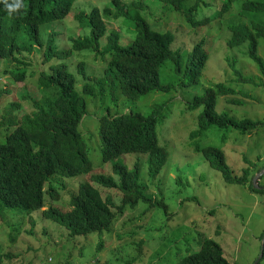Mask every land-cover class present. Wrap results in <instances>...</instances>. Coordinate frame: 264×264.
Here are the masks:
<instances>
[{"label":"rangeland","instance_id":"374dc122","mask_svg":"<svg viewBox=\"0 0 264 264\" xmlns=\"http://www.w3.org/2000/svg\"><path fill=\"white\" fill-rule=\"evenodd\" d=\"M222 1L201 0L198 17L209 16L212 21L202 28H188L182 24L178 12L161 1L125 0L128 5H139L130 16L138 14L153 30L173 32V49H182L184 55L189 53L196 41L206 39L209 55L206 69L197 84L181 86V78L175 74L172 62L166 61L160 69V80L162 84L174 85L175 88L170 92L150 93L137 100L121 98L117 105L109 99L85 98L87 113L79 130L88 151L92 172L64 178L67 191L63 200L57 203L67 210L69 195L75 193L79 184L88 181L91 174H112V163L103 164L100 161L96 119L107 109L112 114L135 110L143 115L156 114L158 146L167 150L168 160L155 178L149 175L146 155L134 153L120 160L129 168L139 164L140 180L146 188V194L155 202L166 204L167 212H163L161 207L149 208L147 204L128 207L123 214H118L112 228L74 239L70 238L66 227L44 217L41 211L24 213L26 216L0 214L2 255L12 256L11 260L3 258L2 264L178 263L197 251L199 244L207 239L219 243L232 264L257 262L264 237V175L259 178L257 188L252 179L253 187L259 192H254L250 184L252 175L256 176L264 166V128L247 134L225 127H212L203 131L199 125L202 109L188 108L194 98L203 95L208 88L224 84L238 93L217 98L216 110L219 113L227 112L238 120L247 118L264 122V77L259 65L249 56L248 42L233 48L227 44L232 36L229 25H250L251 22L264 25V13L244 11L243 1L233 0L229 13L218 18L216 9ZM111 2L75 0L69 15L43 26L41 34L47 39L50 33H55L54 44L59 49H71L72 38L89 35L88 26L84 21H75L74 15L88 13L93 8L102 11L111 7ZM111 31L120 32L122 45L129 44L135 36L134 23L127 18L110 21L107 35ZM106 42L105 37L99 40L102 47H105ZM258 54L264 61V38L259 39ZM25 56L26 59L21 60V63L31 64L26 68V80L22 82H14L9 72L24 64L13 59L2 62L0 92L6 90L9 93H2L0 97V122L7 104L20 103L18 115L22 117L33 110L32 100L40 98L37 79L40 71H49V65L43 64L38 53ZM51 63L68 66L75 78L77 92H80L84 83L78 71L79 63H83L87 77H99L103 71L100 60L91 50L73 52L69 59ZM31 73L34 75L31 76ZM238 75L251 81L243 83L239 81ZM4 134V129H0V136ZM197 146L222 150L235 176H242L243 170L249 167L248 183H226L221 173L210 166L203 153L194 151ZM94 186L97 187L96 184ZM107 194L120 204V194L108 191ZM98 243L102 244L100 251L97 250ZM258 264H264V254Z\"/></svg>","mask_w":264,"mask_h":264},{"label":"trees","instance_id":"16d2710c","mask_svg":"<svg viewBox=\"0 0 264 264\" xmlns=\"http://www.w3.org/2000/svg\"><path fill=\"white\" fill-rule=\"evenodd\" d=\"M74 1L22 0V7L9 15L4 0H0V68L2 62L10 59L24 64L9 72L14 82H22L26 80V68L31 64L21 63V60L26 59L25 54L33 56L38 53L43 64L49 65V71L39 72L36 87L40 98L32 100L31 113L19 117L20 103L11 102L2 115L0 129H4L5 134L0 136V214L26 216L24 213L41 211L44 217L66 227L72 239L112 228L118 214H123L128 207L147 204L149 208L161 207L163 212H167L166 204L157 203L146 194V188L140 180L139 164L129 168L120 160L134 153L146 155L152 178L159 174L168 160L167 150L158 146L156 114L143 115L135 110L112 114L107 109L96 119L100 161L103 164L112 163V174H91L88 181L79 184L75 193L69 195L67 210L57 205L67 191L64 178L92 172L88 151L79 130L87 113L85 98L109 99L117 105L121 98L137 100L150 93L170 92L175 88L174 85L162 84L160 80V69L166 61L172 62L175 74L181 78V86L194 85L201 80L209 59L206 39L196 41L189 53L184 55L182 49H173V32L153 30L138 14L130 16L139 5H128L125 0H112V6L102 11L93 8L88 13L75 14L74 20L84 21L89 28V35L72 38L71 49H59L54 44L55 33H50L49 38L45 39L41 28L65 19ZM158 1L178 12L182 24L188 28H202L212 21L209 16L198 17L201 0ZM242 1L244 11L264 13V2ZM233 2L222 1L216 9L218 18L229 13ZM120 18L130 19L134 23L135 36L127 45L121 44L120 32L111 31L107 35L109 22H117ZM228 29L232 32L227 41L228 46L239 47L248 42L249 56L259 65L264 77V61L258 54L259 39L264 38V25L257 22H251L250 25L232 24ZM102 37L107 39L105 47L99 44ZM83 50L94 52L103 71L99 77H87L83 63H79L78 71L84 83L80 92H77L75 78L68 66L51 62L67 60L73 52ZM239 81L248 83L251 79L239 76ZM2 93L9 91H1L0 97ZM237 93L231 87L218 84L208 88L203 95L196 96L188 108L202 109L199 125L203 131L212 127H225L247 134L264 128L262 121L247 118L238 120L227 112L219 113L216 110L219 96H235ZM194 151L203 153L210 166L221 173L226 183H248L250 168L244 169L242 176H235L222 150L197 146ZM262 169L264 166L258 172ZM254 176L251 177L250 188L259 192L253 187ZM107 191L120 194V204ZM101 247L102 244L98 243L97 250L100 251ZM3 258L11 260L12 256L2 255L0 246V264ZM162 264L232 263L225 257L219 243L207 239L199 244L197 251L178 263Z\"/></svg>","mask_w":264,"mask_h":264},{"label":"clouds","instance_id":"9594fccd","mask_svg":"<svg viewBox=\"0 0 264 264\" xmlns=\"http://www.w3.org/2000/svg\"><path fill=\"white\" fill-rule=\"evenodd\" d=\"M4 4L9 15H11L22 7V0H12L11 3H9L8 0H4Z\"/></svg>","mask_w":264,"mask_h":264},{"label":"water","instance_id":"95a60500","mask_svg":"<svg viewBox=\"0 0 264 264\" xmlns=\"http://www.w3.org/2000/svg\"><path fill=\"white\" fill-rule=\"evenodd\" d=\"M264 175V169H262L255 177H254V186L255 188H257V183H258V180L259 178ZM263 254H264V237H263V246H262V252H261V255L259 257V259L257 260V262L255 264H258L259 261L262 259L263 257Z\"/></svg>","mask_w":264,"mask_h":264}]
</instances>
